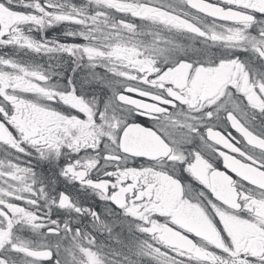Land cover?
<instances>
[{
    "label": "snow or ice",
    "instance_id": "6c2138e0",
    "mask_svg": "<svg viewBox=\"0 0 264 264\" xmlns=\"http://www.w3.org/2000/svg\"><path fill=\"white\" fill-rule=\"evenodd\" d=\"M0 264H264V0H0Z\"/></svg>",
    "mask_w": 264,
    "mask_h": 264
},
{
    "label": "flooded vegetation",
    "instance_id": "af4514ba",
    "mask_svg": "<svg viewBox=\"0 0 264 264\" xmlns=\"http://www.w3.org/2000/svg\"><path fill=\"white\" fill-rule=\"evenodd\" d=\"M235 134V133H234Z\"/></svg>",
    "mask_w": 264,
    "mask_h": 264
}]
</instances>
